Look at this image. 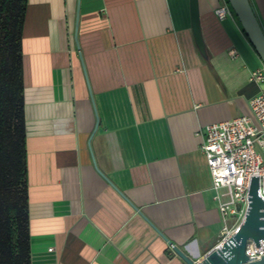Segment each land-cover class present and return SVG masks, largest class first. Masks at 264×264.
<instances>
[{
	"label": "crops",
	"instance_id": "obj_1",
	"mask_svg": "<svg viewBox=\"0 0 264 264\" xmlns=\"http://www.w3.org/2000/svg\"><path fill=\"white\" fill-rule=\"evenodd\" d=\"M249 2L264 30V0ZM224 3L198 0L205 59L188 0H27L31 264H185L171 245L193 260L213 248L222 222L204 128L249 113L262 65L231 8L216 17Z\"/></svg>",
	"mask_w": 264,
	"mask_h": 264
},
{
	"label": "trees",
	"instance_id": "obj_2",
	"mask_svg": "<svg viewBox=\"0 0 264 264\" xmlns=\"http://www.w3.org/2000/svg\"><path fill=\"white\" fill-rule=\"evenodd\" d=\"M27 0H0V264H31L21 37Z\"/></svg>",
	"mask_w": 264,
	"mask_h": 264
},
{
	"label": "built area",
	"instance_id": "obj_3",
	"mask_svg": "<svg viewBox=\"0 0 264 264\" xmlns=\"http://www.w3.org/2000/svg\"><path fill=\"white\" fill-rule=\"evenodd\" d=\"M228 9L229 5L224 3L214 13L223 19ZM248 80L260 86L248 100L249 113L206 125L200 146L222 222L213 247L232 235L240 224L248 205L250 175H258V194L264 199V64L253 69ZM258 244L247 240L245 255L253 257L248 261L264 256V238Z\"/></svg>",
	"mask_w": 264,
	"mask_h": 264
},
{
	"label": "water",
	"instance_id": "obj_4",
	"mask_svg": "<svg viewBox=\"0 0 264 264\" xmlns=\"http://www.w3.org/2000/svg\"><path fill=\"white\" fill-rule=\"evenodd\" d=\"M226 1L237 17L245 35L249 39L252 47L259 57L261 61L260 63L264 64V30H262L257 17H255V13L249 0ZM188 10L190 19L189 25L191 26V31L194 37L193 39L200 54L206 59V48L200 29L198 0H188ZM78 16L79 8L77 6L73 33L76 44ZM81 63L83 68L82 70H84L82 58ZM84 75L87 81L85 70ZM88 90L91 102L93 103V98L89 86ZM96 128L97 119L94 128L90 136L88 137L89 148L91 140L90 137H92ZM93 163L96 171L102 176V178H104L105 181L111 187H113L115 191H117V193H119L127 201L128 204H130V202L121 193V191H118L114 184L108 178H106V176L97 168L94 159ZM247 202L248 205L246 211L244 212V216L235 232L227 239L222 241L219 245L207 251L200 259L193 260L191 257L183 253V251L178 246L171 245L174 253L179 256L185 264H264V256L254 261H248L247 259L253 257L248 258L244 252L247 240H252L253 242H255V245H259L258 240L264 238V199H262V197L258 194V175H250L247 191ZM130 205L138 211V209L134 205ZM138 213L141 215V217L143 216L140 211H138ZM151 226L153 225L151 224ZM154 229L159 236H161L164 240L171 244L160 230L155 227Z\"/></svg>",
	"mask_w": 264,
	"mask_h": 264
},
{
	"label": "rangeland",
	"instance_id": "obj_5",
	"mask_svg": "<svg viewBox=\"0 0 264 264\" xmlns=\"http://www.w3.org/2000/svg\"><path fill=\"white\" fill-rule=\"evenodd\" d=\"M230 7V6H229Z\"/></svg>",
	"mask_w": 264,
	"mask_h": 264
}]
</instances>
